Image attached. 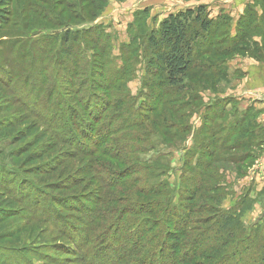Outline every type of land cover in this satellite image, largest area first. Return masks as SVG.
I'll list each match as a JSON object with an SVG mask.
<instances>
[{
	"label": "rangeland",
	"instance_id": "1",
	"mask_svg": "<svg viewBox=\"0 0 264 264\" xmlns=\"http://www.w3.org/2000/svg\"><path fill=\"white\" fill-rule=\"evenodd\" d=\"M73 3L0 0V13L7 12L10 21L0 26V264H101L105 245L95 242L94 251L85 252L72 245L69 236L78 242L84 238L81 234L90 239L103 236V222L91 228V234L82 231L89 227L88 221H93L89 218L107 195L117 197V207L128 205V201L121 203L127 199V187L108 186L115 178L112 173L130 165L143 170L131 179L139 176L146 180L147 166H155L150 182L166 181L179 189L177 204L188 194H184L192 183L188 179L198 181L201 188L195 204L215 208L212 213L205 209L207 212L196 215L198 218H213L216 212L235 213L244 228L264 226V127L257 121L261 111L256 102L246 99L244 93L249 88L257 98L264 96V0H106L100 17L86 23L70 21L69 14H61ZM201 6L220 25H214L213 45L200 41L197 52L206 47L207 51L192 66L186 87L165 96V76L149 68L153 55L146 46L147 38L169 15ZM49 9L54 12L47 16ZM56 16L58 20L52 19ZM96 27L102 38L100 45L107 49L103 54L95 53L91 73L94 68L97 73L90 79L100 84V73L106 72L104 78L114 77L124 67L125 75L117 84L122 86L124 99L120 110L129 108V115L144 121L142 127H122L119 133L109 135L118 139L117 147L132 146L127 150L134 152L128 155L130 163L109 165L103 146L99 155H94L99 158L96 162L91 154L72 153L43 118L47 113L52 115L55 99L49 79L37 70L50 58L51 68L64 58L61 38L68 29ZM47 35L53 39L46 40ZM229 50L233 51L226 53ZM248 67L257 70L247 81L244 70ZM13 72L19 76L14 78ZM55 78L50 80L63 90L73 88ZM97 84L91 92L103 98L105 93ZM157 93L168 103L165 109L154 107ZM152 108L155 113L149 112ZM115 112L108 110L104 121ZM89 122L88 136L93 135L91 129L96 131L103 125ZM143 186L147 183H138L132 190Z\"/></svg>",
	"mask_w": 264,
	"mask_h": 264
},
{
	"label": "trees",
	"instance_id": "2",
	"mask_svg": "<svg viewBox=\"0 0 264 264\" xmlns=\"http://www.w3.org/2000/svg\"><path fill=\"white\" fill-rule=\"evenodd\" d=\"M73 1L75 2L71 4L73 7H66L72 10V14L66 8L62 9L61 14H69L70 21L75 19L82 23L97 20L106 5V0ZM62 6L64 5L60 7ZM52 12L54 11L49 9L47 16ZM7 14V12L0 13V26L10 23ZM52 19L58 20L59 17L56 16ZM248 23L250 24V22ZM214 25L220 26L207 16L206 8L201 6L197 9H188L169 15L161 22L159 30L148 36L146 46L153 55L149 62V68L155 70L157 75L165 76L167 82L165 96L172 90L182 91L186 87V80L192 66L198 57L207 51L206 47L204 52H197L200 41L203 45H213L211 40L215 34ZM44 37L46 40L53 39L48 35ZM101 40L99 27L74 31L68 29L64 33L61 38L64 58L53 63L52 68L50 65L52 59L50 58L37 70L41 76L45 73L46 76H43L45 80L49 79L48 81L52 84L49 87L51 96L55 99L50 112L52 115L49 116L47 113L43 115V118L51 126L50 131L54 130L53 132L60 143H67L73 149L72 153L80 151L82 154H91L89 157L93 156L92 161L96 162L99 158L96 160L94 155L95 157L99 155L103 146L105 149L102 153L110 160L108 161L109 165H120L122 161L130 163L128 155L132 156L134 152L130 151L129 153L127 150H130L132 146L125 144L117 147L114 144L116 141L118 142V139L110 138L112 136L109 137V135L119 133L122 127L124 130L142 127L144 121L141 118L136 120L138 117L135 114L129 115V108L120 110L121 107H124V99L120 95L122 86H117V84L125 75L124 67L115 73L114 77L104 78L106 72L100 73L102 80L100 84H97L94 78L90 79L97 73L95 68L91 73L95 66V55L103 54L107 49L105 44L100 45ZM47 43V47L51 46ZM231 51H226V53ZM89 52L92 54L90 55ZM209 53L210 51L206 54ZM100 64L98 65L100 66ZM101 66L104 67L102 64ZM13 73L14 78L19 76L15 72ZM48 76L50 77L48 78ZM54 76L55 80L63 79L67 86L73 88L63 90L55 83L54 79L50 80ZM76 78H80L82 81H77ZM95 84L99 85L100 90L105 93L103 98L91 92L94 91L93 85ZM114 90L117 91L116 94L113 92ZM127 96L129 99V95ZM154 96V107L163 106L165 109V105L168 103L162 102V95L157 93ZM98 98L102 99L99 104L96 103ZM73 102L76 104V108L73 107ZM111 109L117 112L111 114L107 118L108 121L105 122L104 114H107V111ZM98 112L100 115H97ZM149 112L155 113L154 108ZM168 112L171 113L172 110H168ZM132 117L135 118L132 119ZM87 122L96 126H99L100 123L103 125L96 131L90 128L93 135L88 136L85 133ZM113 126L118 129H113ZM177 127L172 126L171 129H178ZM260 129L262 128L260 127ZM182 132L184 131L182 130ZM165 136L170 137L168 134ZM85 147H87L86 150ZM116 150V153L120 152L121 155L117 156L114 153ZM125 151L127 152L122 155V152ZM134 161L139 162L138 160ZM155 170H157L155 166H147V180L139 176L131 179L136 171H143L131 165L126 170L116 174L112 173L116 180L114 178L108 189H116L119 185L127 187V199H123L121 203L128 201V205L117 207L116 204L120 203L117 197L115 199L114 195L111 197L107 195L100 202V207L96 208L94 216L89 218L93 221H88L89 227L85 229L88 231H82L91 234L92 230L90 229L103 222L100 225V227H105L103 236H99L101 238L94 236L90 239L81 234L84 238L82 239L79 235L81 240L78 242V239L71 235V237L69 236L71 244L85 252H91L95 242H98V246L105 245V254L108 253V255L104 256L105 254H103L102 257L105 258V261L103 262L101 257V264H264L263 225L244 228L235 213L216 212L213 218L196 217L198 214L207 212L205 209H209L210 213L215 209L213 207L203 208V206L195 204L196 194L201 188V185L197 187L198 181L188 179L192 182L191 186L184 190V194H188L177 204L175 196L179 193V189L171 187L166 181L150 182V179L152 180L154 177L152 171ZM160 176L163 177L164 174L161 173ZM138 183H147V186L133 191L132 187H136ZM131 195L133 197L130 198ZM211 200L214 201V199Z\"/></svg>",
	"mask_w": 264,
	"mask_h": 264
},
{
	"label": "crops",
	"instance_id": "3",
	"mask_svg": "<svg viewBox=\"0 0 264 264\" xmlns=\"http://www.w3.org/2000/svg\"><path fill=\"white\" fill-rule=\"evenodd\" d=\"M250 68H253V69L250 70ZM254 70L256 71L257 68H254V67L245 68L244 71L246 72V79H247V81L250 80V75H251V73H253ZM259 75H261V73ZM261 86H264V85H261ZM261 86H258V88L256 89V91L259 90V88ZM244 93H245L246 99H248V100L250 99L253 102H256L255 105H256L257 109L259 111H261L260 118L257 121H259L260 123H262L260 125L261 127H264V96L262 98H257V95L256 94H253L254 93V90L253 89H249V88H245V92ZM252 95H253L254 98L251 97ZM262 159H264V156H263Z\"/></svg>",
	"mask_w": 264,
	"mask_h": 264
}]
</instances>
